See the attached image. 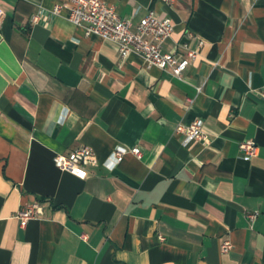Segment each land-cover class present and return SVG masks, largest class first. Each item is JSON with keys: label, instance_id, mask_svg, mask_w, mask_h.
Segmentation results:
<instances>
[{"label": "crops", "instance_id": "1", "mask_svg": "<svg viewBox=\"0 0 264 264\" xmlns=\"http://www.w3.org/2000/svg\"><path fill=\"white\" fill-rule=\"evenodd\" d=\"M58 1L0 0V264H264V0H103L171 17L165 49L198 52L181 76L122 58ZM197 118L209 139L184 143ZM81 145L85 178L53 160Z\"/></svg>", "mask_w": 264, "mask_h": 264}, {"label": "built area", "instance_id": "2", "mask_svg": "<svg viewBox=\"0 0 264 264\" xmlns=\"http://www.w3.org/2000/svg\"><path fill=\"white\" fill-rule=\"evenodd\" d=\"M165 1L169 4L175 2V0ZM62 8H67L68 18L73 23L82 26L87 35H99L113 42L122 58L131 52H137L144 57L148 66L155 65L170 70L176 76H181L198 54L197 49L192 48L187 42L172 50L165 49L164 42L171 37L174 22L171 17L158 15L154 10H149L135 19L134 17H122L113 5L103 0H59L53 8L47 11L59 13ZM44 11L42 6L38 7L32 19L37 20ZM4 16L5 11L0 3V24ZM257 92L264 98V84L257 89ZM175 130L184 134V143L193 139L207 141L210 137L203 127L201 118L190 123L179 122ZM239 150L244 158L250 159L257 154L258 145L252 139H244L239 143ZM127 151L136 155L141 154L138 146L126 148L118 145L114 150L117 161H121ZM53 160L61 169L68 170L82 178L87 177L89 173L86 165L98 163L96 153L88 145H81L68 153H57ZM42 213V203L33 201L23 204L16 215L22 223H25L28 219L40 216ZM255 216L256 213H250L249 219L252 221ZM231 245L230 240H225L221 245L222 250L227 251Z\"/></svg>", "mask_w": 264, "mask_h": 264}]
</instances>
